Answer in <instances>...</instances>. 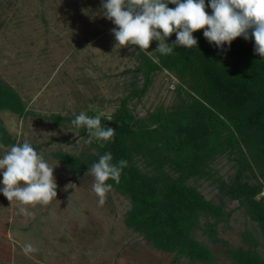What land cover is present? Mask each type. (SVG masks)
<instances>
[{
    "label": "trees",
    "instance_id": "16d2710c",
    "mask_svg": "<svg viewBox=\"0 0 264 264\" xmlns=\"http://www.w3.org/2000/svg\"><path fill=\"white\" fill-rule=\"evenodd\" d=\"M202 33H193L197 46H174L168 55L159 53L155 40L148 50L135 45L133 65L118 73L123 92L110 119L101 118L102 125L114 127L113 140L94 139L93 151L79 154L51 153L73 179L89 173L104 152L112 153L113 163L127 160L120 182L106 183L129 203L126 224L151 247L171 254L169 264H209L215 248L231 264H264V57L254 53L252 39L236 37L221 50ZM175 38L172 33L168 42ZM163 70L178 78L174 89L185 97L168 111L158 107L148 117L137 116L135 104ZM2 109L19 116L29 113L19 94L0 78ZM78 113L42 117L64 124ZM85 127L75 128L89 138ZM18 141L0 118V144L7 148ZM218 158L231 165L230 175L216 166ZM198 180L208 181L215 201L205 197ZM231 202L236 206L229 207ZM236 209L253 223L261 241L248 228L237 246L220 236Z\"/></svg>",
    "mask_w": 264,
    "mask_h": 264
},
{
    "label": "rangeland",
    "instance_id": "374dc122",
    "mask_svg": "<svg viewBox=\"0 0 264 264\" xmlns=\"http://www.w3.org/2000/svg\"><path fill=\"white\" fill-rule=\"evenodd\" d=\"M100 3L0 0V78L19 94L29 112L19 116L2 109L0 118L12 136L32 143L54 165L57 184V196L46 205L24 206L27 214H19L21 205L0 193V264H169L171 260V254L151 247L126 224L129 203L122 195L111 189L99 205L92 191L94 177L86 173L73 179L51 153L79 154L93 147L71 122L55 124L42 116L85 111L109 120L123 92L118 73L134 63L135 45L116 44L112 22L100 15L90 18ZM177 82L173 74L158 72L134 113L148 117L158 107L172 109L185 97L174 89ZM6 150L0 144V154ZM215 164L226 176L233 171L224 158ZM195 184L206 198L216 200L208 181ZM234 206L236 202L229 205ZM246 228L262 240L243 211L236 209L220 236L237 246ZM197 237L204 239L199 233ZM25 243L36 251L25 254ZM214 250L215 260L209 264H231L219 248Z\"/></svg>",
    "mask_w": 264,
    "mask_h": 264
},
{
    "label": "clouds",
    "instance_id": "9594fccd",
    "mask_svg": "<svg viewBox=\"0 0 264 264\" xmlns=\"http://www.w3.org/2000/svg\"><path fill=\"white\" fill-rule=\"evenodd\" d=\"M174 5L169 7L168 5ZM209 8L208 12L205 9ZM85 13L88 9H84ZM115 26L111 29L116 44L136 45L148 50L150 42H158L161 55L173 52L174 46H197L195 30L203 29L209 44L225 50L236 37L254 41L253 51L264 57V0H101L98 12ZM206 26V27H205ZM175 33V40L168 37ZM99 115L90 116L85 111L74 115L71 124L76 128L87 127L92 139L112 141L115 130L102 125ZM111 152H104L87 171L94 177L92 191L98 204L105 203L106 193L112 184L120 182L121 172L128 165L125 159L112 162ZM54 165H49L44 155L27 140L7 146L0 154V193L10 202L17 201L19 214H27L26 205L48 204L57 196L53 175ZM25 254L35 252L31 243L22 245Z\"/></svg>",
    "mask_w": 264,
    "mask_h": 264
},
{
    "label": "water",
    "instance_id": "95a60500",
    "mask_svg": "<svg viewBox=\"0 0 264 264\" xmlns=\"http://www.w3.org/2000/svg\"><path fill=\"white\" fill-rule=\"evenodd\" d=\"M108 124H110V122H108ZM86 128V127H85ZM114 128V127H113Z\"/></svg>",
    "mask_w": 264,
    "mask_h": 264
}]
</instances>
